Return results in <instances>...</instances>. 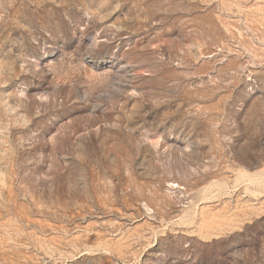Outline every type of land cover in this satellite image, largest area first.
Wrapping results in <instances>:
<instances>
[{"label":"rangeland","instance_id":"rangeland-1","mask_svg":"<svg viewBox=\"0 0 264 264\" xmlns=\"http://www.w3.org/2000/svg\"><path fill=\"white\" fill-rule=\"evenodd\" d=\"M0 264H264V0H0Z\"/></svg>","mask_w":264,"mask_h":264}]
</instances>
